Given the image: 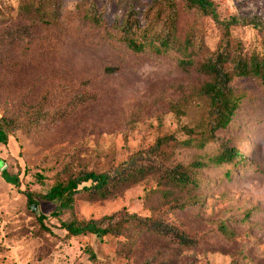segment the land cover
Wrapping results in <instances>:
<instances>
[{"label":"rangeland","instance_id":"1","mask_svg":"<svg viewBox=\"0 0 264 264\" xmlns=\"http://www.w3.org/2000/svg\"><path fill=\"white\" fill-rule=\"evenodd\" d=\"M211 1L225 18L264 16V0ZM150 3L60 0L57 25L16 18L0 24V118L11 123L0 131V264H264V86L253 77L235 78L232 121L201 147L208 107L198 92L207 80L183 72L173 53H132L119 41L117 24L131 12L142 20ZM7 5L15 8L17 0H0ZM90 5L101 13V26L89 20ZM178 5L179 35L193 29L203 52H215L220 30L187 12L181 0ZM10 30L23 32L19 45L6 39ZM234 35L247 57L261 52L254 31L238 28ZM185 128L195 133L192 145L168 147L166 163L202 164L194 170L197 185L173 188L149 177L108 201L78 196L72 208L56 211L36 198L39 215L30 210L25 190L44 195L81 170L106 171L159 137L189 140ZM221 144L243 159L211 163ZM123 210L161 219L197 238L198 247L181 250L134 229L120 238H68L61 227ZM41 215L52 234L40 228Z\"/></svg>","mask_w":264,"mask_h":264},{"label":"trees","instance_id":"2","mask_svg":"<svg viewBox=\"0 0 264 264\" xmlns=\"http://www.w3.org/2000/svg\"><path fill=\"white\" fill-rule=\"evenodd\" d=\"M178 1L151 0L142 20L137 18L135 12H131L124 21L117 24L118 36L119 41L132 53H142L147 49L159 55L173 53L176 55L178 67L183 72L193 71L207 80L198 92L200 99L205 101L208 107L202 138L197 140L203 147L207 142H215L216 134L228 128L238 108L239 98L232 87L233 80L253 77L264 86V16L234 15L225 18L211 0H181L187 12L193 13L197 18L210 19L222 34L218 49L211 54H205L202 40L197 39L193 29L184 38L179 35ZM59 7L60 0H17L15 8L10 5L0 7V24L12 23L16 18L19 21L57 25ZM86 10L89 20L101 26L103 19L96 7L90 5ZM238 28L250 29L258 35L261 52H254L249 57L244 54L241 42L234 35ZM23 37V32L17 30L6 33V39H15L18 45ZM10 127V121L1 117L0 131H8ZM185 134L191 138L180 141L174 134L159 137L149 148L137 151L126 161L106 171L81 170L75 177L54 184L44 195L29 190H25L23 195L30 205V210L31 206L35 205L36 198H41L55 204L56 211H61L72 208L78 196L90 203L114 199L149 177H155L161 184L173 188L195 186L197 179L194 170L202 167V164L168 166L166 163L168 147L192 145L195 133L185 128ZM242 159L239 150L221 144L219 154L211 159V163L220 166ZM16 181L19 184L17 177ZM38 181H42V177H38ZM57 214L59 215L54 212L53 217H58ZM46 219V216L41 215L37 221L42 230L52 234L44 224ZM61 227L68 238L87 235L100 239L120 238L127 230L134 229L138 234L146 233L167 239L181 250L195 249L199 244L197 238L177 230L161 219L143 218L126 210L99 220L72 219L68 223H62Z\"/></svg>","mask_w":264,"mask_h":264},{"label":"water","instance_id":"3","mask_svg":"<svg viewBox=\"0 0 264 264\" xmlns=\"http://www.w3.org/2000/svg\"><path fill=\"white\" fill-rule=\"evenodd\" d=\"M31 210L36 214L39 215V209H38V205H32L31 206Z\"/></svg>","mask_w":264,"mask_h":264}]
</instances>
